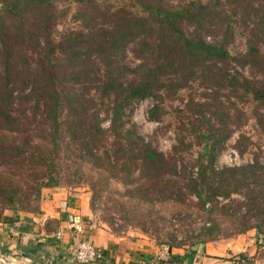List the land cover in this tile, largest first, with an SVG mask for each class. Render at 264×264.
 <instances>
[{
  "label": "trees",
  "instance_id": "16d2710c",
  "mask_svg": "<svg viewBox=\"0 0 264 264\" xmlns=\"http://www.w3.org/2000/svg\"><path fill=\"white\" fill-rule=\"evenodd\" d=\"M58 1L63 0H0V225L13 224L21 212L38 213L44 188L65 187L59 168L63 156L95 170L103 181L101 190L108 188L109 180L119 182L123 195L144 210L139 216L143 225L157 215L156 203L183 204L193 195L198 209L210 205L212 213L239 222L228 236L255 228L263 238L258 256L264 258V164L255 157L252 163L215 165L242 121L235 103L226 104L219 93L207 94L202 101L190 99L179 117L188 119V127L181 122L185 133L168 156L138 134L126 112L134 101L149 96L161 100L163 93L198 78L229 87L234 97L264 108V79L250 80L226 66L234 60L249 64L254 74L264 72L259 47L264 42V0H191L178 5L128 0L140 13L98 0H70L80 5L87 27L56 35ZM225 3L230 13L223 9ZM233 15L248 29V51L238 57L226 48V34L234 32ZM215 25L225 35L221 42L209 43L205 36ZM128 52L140 60L134 67L127 64ZM161 112L156 104L149 118L158 120ZM101 114L108 119L106 128ZM258 121L262 123L259 115ZM248 141L239 135L241 151ZM193 143L201 152L178 168L182 153ZM93 192L96 198L99 191ZM141 230L148 232L144 226ZM220 232L216 222L204 227L188 243L189 249L171 254L167 264H191L200 255L199 246ZM151 238L157 246L185 244L173 233Z\"/></svg>",
  "mask_w": 264,
  "mask_h": 264
},
{
  "label": "rangeland",
  "instance_id": "374dc122",
  "mask_svg": "<svg viewBox=\"0 0 264 264\" xmlns=\"http://www.w3.org/2000/svg\"><path fill=\"white\" fill-rule=\"evenodd\" d=\"M98 1L112 8L126 7L135 13H140L141 11L138 5L128 0ZM167 1L178 5L191 0ZM56 6L61 11L56 25V35L67 30L85 29L87 27L88 21L80 14L81 7L78 3L63 0L58 1ZM228 7L229 5L226 3L223 5V9L227 13H230ZM232 20L234 21V32L233 36L226 34V48L232 57L243 56L248 51V29L242 26L241 20H236L235 15L231 17ZM224 35L223 28L215 25L211 27L210 32L205 36V40L209 43H219L222 41ZM259 47L261 53L264 55V42H260ZM139 62V59H136L128 52L127 64L130 67H134ZM226 66L230 72L235 73V69H237L242 76L250 80L254 78L264 79V72L254 74V71H252L254 69L249 64H237L234 60H231ZM216 93L220 94L221 99H224L226 104H230V102L235 103L237 109L242 111L243 116L241 123H237L240 126L234 128L232 135L226 142L225 148L216 156L215 165L217 167L232 166L237 163L242 165L252 163L255 157L264 164V108L258 106V103L254 100L250 99V101L244 102L234 97L229 87L218 88L213 82L202 81L198 78L195 81L188 82L185 87L175 92L163 93L161 100L149 96L134 101L126 112L130 123L135 126L138 134L145 141L151 142L165 156H168L172 152V147L177 144L178 137L185 133V131L180 130L181 122L186 125L185 127H188V119L182 118L180 120L179 117H182L186 113L185 107L190 99L202 101L205 95H214ZM156 104L162 108V112L158 120H152L149 118L148 113ZM257 113L262 123L258 121ZM100 117L102 118V127L106 128L109 123L108 119L103 114ZM240 134L245 135L249 139L243 151H241L243 145L238 146ZM187 137L193 140L191 134H188ZM199 152H201L200 146L193 143L189 150L182 153L178 168H181L186 162L198 156ZM59 168L64 177V180L61 182L65 188L83 191L88 195L92 209V221L96 224H106L120 234L126 231H136L149 238L154 244L155 241L151 236L155 233L162 236L173 233L178 242L185 243L182 247H172L167 244L158 246L172 247L173 252H168V255H165L162 260H157L155 257V263L167 264L166 260L171 254L184 253L189 249L188 243L195 241L196 236L204 227H209L212 223L216 222L220 227L221 234L216 239L205 243L209 245V253H206L204 250L205 244H201L199 249L202 251L200 250V255L191 264H264V258L258 256V245L263 241V238L261 235L257 236L255 228H250L240 234L228 236L239 225V222L234 223L228 216L212 213L210 205H206L204 210L198 209L195 204L196 198L193 195L189 196L188 200L183 204L178 202L156 203L154 208L157 209V211L155 210L157 215L152 218L153 221L147 220V224L143 225L142 218L139 216L144 210H137V208H142L141 205L137 207L135 201L123 195L124 187L119 182L109 180L108 188L101 190L103 181L100 180L101 176L99 177L95 170L87 164H80L79 166L71 158H64L63 156L59 162ZM71 180L80 181L82 184L74 186ZM94 190L99 191L96 198L92 197ZM232 198L243 200V197L240 195H233ZM220 201L225 203L228 200L220 199ZM242 211L244 212L243 208ZM6 213L10 214V211ZM254 222L250 220L249 223L253 225ZM143 226L148 228V232H142L141 228ZM156 228H160V230L156 231ZM2 252L3 249L0 247V258L11 257L17 259L19 262L25 261L23 258L12 254V252L3 254L6 256H2ZM0 264H3L1 260Z\"/></svg>",
  "mask_w": 264,
  "mask_h": 264
},
{
  "label": "crops",
  "instance_id": "0c3cea01",
  "mask_svg": "<svg viewBox=\"0 0 264 264\" xmlns=\"http://www.w3.org/2000/svg\"><path fill=\"white\" fill-rule=\"evenodd\" d=\"M92 223L85 192L44 188L38 213L21 212L13 224L0 225V247L6 253L17 252L16 256L25 260L22 264H77L74 248L80 240L87 239L100 253L105 252L97 257L96 264H158L154 261L161 247L149 238L136 231L120 234L106 224L91 226ZM60 229L63 235L56 239L55 233ZM208 246L204 245L206 253L210 252ZM171 249L167 251L173 252Z\"/></svg>",
  "mask_w": 264,
  "mask_h": 264
},
{
  "label": "built area",
  "instance_id": "2783aa9c",
  "mask_svg": "<svg viewBox=\"0 0 264 264\" xmlns=\"http://www.w3.org/2000/svg\"><path fill=\"white\" fill-rule=\"evenodd\" d=\"M236 165L239 164L237 163ZM93 223L95 222L93 221ZM93 223L91 226H94ZM76 229L80 230V226H76ZM62 235L63 231L61 229L57 230V232L55 233L56 239H60ZM167 249V246L160 248L158 254L156 255L157 260H162L164 259L165 255H168L169 251H167ZM99 252L100 250L96 246H94L91 241L82 239L76 244L74 248L73 259L77 264H93L96 261ZM2 256L6 255L2 254ZM0 260L3 262V264H22L17 259L11 257L0 258Z\"/></svg>",
  "mask_w": 264,
  "mask_h": 264
}]
</instances>
